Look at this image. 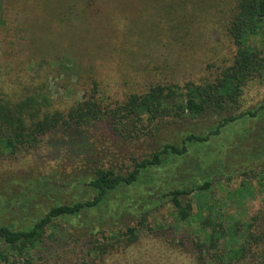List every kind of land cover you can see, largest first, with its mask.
<instances>
[{"label": "trees", "instance_id": "trees-1", "mask_svg": "<svg viewBox=\"0 0 264 264\" xmlns=\"http://www.w3.org/2000/svg\"><path fill=\"white\" fill-rule=\"evenodd\" d=\"M120 1L0 0V23L14 18L26 36H136L129 8L137 0H124V10ZM176 1L160 39L195 36L194 19L210 0H188L186 14V0ZM224 36L235 50L227 63L195 81L150 83L122 101L93 75L66 109L54 107L48 78L0 89V162L47 139L57 158L77 163L68 173L0 180V264H131L128 254L143 240L149 244L136 264H172L157 253L163 244L188 264H264V159L233 169L242 146L215 145L234 123L264 118V99L242 106L251 84L264 85V0H236ZM138 38L140 50L162 45ZM236 176L244 179L232 188ZM254 190L260 207L243 219L240 208Z\"/></svg>", "mask_w": 264, "mask_h": 264}, {"label": "rangeland", "instance_id": "rangeland-1", "mask_svg": "<svg viewBox=\"0 0 264 264\" xmlns=\"http://www.w3.org/2000/svg\"><path fill=\"white\" fill-rule=\"evenodd\" d=\"M167 1L137 0L134 2V12L132 8H129L132 18L130 28L136 36H95L91 32L89 36H26L20 32L14 18L5 19L4 24L0 23V89L12 93L26 84L38 83L48 78L54 107L66 109L80 99L78 93L80 89H77V86L79 83H88L91 75L100 83L101 91H105L111 99L116 98L122 101L124 95L134 90H141L140 88L150 83L183 84L187 81H195L204 74L208 66L212 67L208 69L211 72L231 60L235 50L228 38L224 36V24L229 9L236 0L204 2L205 7L194 19V25L197 28L195 36H178L177 39L175 36H162L160 39L158 27L163 24L162 18L165 17L164 14L173 13L168 3L173 2L178 5L176 0ZM196 4L198 5V0ZM117 6L124 10V0L118 2ZM189 9L190 6L186 0L183 13L186 14ZM162 15L164 16L161 17ZM138 36L143 40L157 38L161 40L162 45L156 46L151 43L150 45L146 42L140 50L133 45L134 40H139ZM38 49L45 52L43 59L39 58L41 53ZM141 51L145 53L141 54ZM31 55L34 56L32 65L28 62ZM56 55L61 58L58 63H55ZM71 68L79 74L72 75ZM263 99L264 85L251 84L245 91L243 109L249 106L254 107ZM259 120L238 121L231 128L226 129L221 139L216 141V147L221 141L226 142L228 147L242 146L236 152V158L233 159V169L236 167L241 170L249 167V164L253 162L251 159H257V162L263 161L264 118L262 122ZM255 122L259 123V130ZM45 140L47 141L44 139L36 151L28 155L0 162V180L3 179L6 182L7 178H13L14 183L11 184H15L19 175L43 176L50 172H70L77 164L76 159L63 155L57 158V149L48 146ZM242 179H244L243 176H236L234 183H231L232 188L237 187ZM26 185V181L20 178L18 187L22 190L26 188ZM260 200L261 195L256 190L247 197V202L240 208L243 219H248L258 211ZM165 213V208H162L157 220L161 222ZM165 220L170 221L168 218ZM123 222L125 223V220ZM148 244L146 240L137 243L130 250L127 261H124L136 264L137 260H141L142 251ZM157 253L166 262L188 264L186 259L179 261L175 254L170 255L171 251L165 244L157 250ZM155 256L159 261L158 256ZM172 256L173 259L170 260ZM181 259L184 260L183 257Z\"/></svg>", "mask_w": 264, "mask_h": 264}]
</instances>
